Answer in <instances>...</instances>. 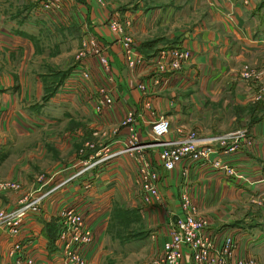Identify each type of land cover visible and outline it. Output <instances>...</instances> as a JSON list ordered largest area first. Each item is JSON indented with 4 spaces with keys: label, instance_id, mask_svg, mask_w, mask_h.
Listing matches in <instances>:
<instances>
[{
    "label": "crops",
    "instance_id": "1",
    "mask_svg": "<svg viewBox=\"0 0 264 264\" xmlns=\"http://www.w3.org/2000/svg\"><path fill=\"white\" fill-rule=\"evenodd\" d=\"M72 1L71 6L74 4L78 10L74 16L79 33L85 30L84 37L93 35L110 60L113 101L99 112L92 108L96 99L93 85L107 83L92 54L84 57L85 62L72 58L70 65L59 66L70 69L86 63L91 80L85 86L60 85L42 98L41 71L31 63L40 60L45 50L46 55L52 54L50 44L52 48L57 45L46 38L40 41L43 33L50 34L56 28L48 17L51 11H37L36 0H0V178L19 175L28 187L27 180H32L31 173L38 166L49 174L44 179L49 178V185L65 178L100 147L116 146L125 137L127 130L119 120L126 108L134 111L139 139L149 135L151 122L160 114L170 119L169 135L173 138L192 130L198 143L206 145L214 134L240 127L246 139L240 140L234 151L218 148L205 159L183 160L166 172L160 169L165 207L138 204L139 196L130 188L133 170L127 156L95 164L85 171L89 186H82L84 179L75 178L44 199L40 212L24 224L21 236L31 239L26 247L49 257L44 224L54 221L61 202L76 201L83 210L92 209L87 213L95 241L86 251V264H102L107 216L119 195L146 220L152 253L158 252L168 234L172 214L181 212L180 193L187 187L207 218L208 227L219 235L231 233L241 253L264 264V0H189L192 6L204 8L205 16L191 26L159 34L167 39L161 41L158 36L159 44L152 50L161 45L185 46L190 56L181 68L158 74L150 63L126 66L122 41L107 22L110 17L117 18L123 34L147 58L151 50L144 52L138 45L156 43L146 35L152 28L151 19L160 17L159 24L164 23L161 5L165 0H154V5L149 6L153 8L146 11L126 10L115 0ZM126 19L128 24L124 23ZM36 41H40L44 52L40 53L39 46L35 50ZM85 47L82 44L81 48ZM154 76H159V83L152 82ZM138 81L145 83L144 89L136 87ZM76 131L82 135L75 140L68 138V132ZM85 139L97 145L78 153ZM38 146L44 149L38 152L41 159L26 162L23 151ZM150 159L155 163L151 152ZM214 161L218 164L214 165ZM226 167L233 168L235 174H228ZM10 201L7 197L0 199L3 205ZM10 241L2 236L0 250ZM103 264L108 263L105 260ZM180 264H192L186 248Z\"/></svg>",
    "mask_w": 264,
    "mask_h": 264
},
{
    "label": "built area",
    "instance_id": "2",
    "mask_svg": "<svg viewBox=\"0 0 264 264\" xmlns=\"http://www.w3.org/2000/svg\"><path fill=\"white\" fill-rule=\"evenodd\" d=\"M242 1L248 3L249 0ZM67 2L71 0H40L39 4L42 9L60 12ZM128 21L126 19L124 23L128 24ZM108 24L122 41V56L129 68L150 63L155 74L170 72L181 68L190 56L191 51L185 46H167L144 58L132 45L131 39L123 34L122 23L117 18L110 17ZM86 40H88L89 53L94 55L101 64L107 81V83L99 82L93 89L96 94L94 109L99 112L112 102L109 85L112 82V74L109 70V59L104 54L102 46L94 43L90 38ZM89 79L90 72L87 65L84 67L80 64L68 75L64 85L81 88V84ZM152 82L159 83V76H154ZM136 87L140 90L144 89L145 83L138 81ZM133 121L134 111L131 108L126 109L120 125L124 126L127 132L116 146L103 145L96 150L91 159L84 161L78 169L65 178L47 187L44 185L36 187L17 200L12 207L0 210V238L7 236L11 240L4 250H0V264L5 262L8 264H86V251L94 240V233L87 222L90 216L86 215L85 210L80 208V204L74 201L61 202L55 210L54 248L46 249L50 253L49 257L47 253L42 256V253L35 249L26 247L31 239L29 236L22 237L21 232L24 224L40 212L44 199L60 189L64 183L71 182L82 175L93 165L119 155L127 156L134 164L133 185L137 188L141 203L145 206L165 207V194L160 186L162 174L160 169L166 172L183 160L205 159L218 148H222L223 152L234 151L238 142L246 139L243 128L215 134L209 138V143L206 145L198 143V138L192 130L183 131L182 137L173 138L169 135L170 119L164 114L156 116L150 124L149 135L139 139ZM150 152L155 158V163L150 159ZM213 164L217 165L218 161H214ZM225 169L228 174H235L233 168ZM6 186L17 185L12 180L0 183V189H6ZM180 208L181 212L173 213L170 218V228L163 242L161 254L149 264H180L185 248L191 254L192 264H259L255 257L239 251L238 241L234 235L231 233L219 235V232H214L208 227L207 218L201 213L187 187L181 190Z\"/></svg>",
    "mask_w": 264,
    "mask_h": 264
},
{
    "label": "rangeland",
    "instance_id": "3",
    "mask_svg": "<svg viewBox=\"0 0 264 264\" xmlns=\"http://www.w3.org/2000/svg\"><path fill=\"white\" fill-rule=\"evenodd\" d=\"M96 1L99 3L101 2V0H96ZM39 2H40V0H36L35 6H36L37 11L42 9L40 7ZM72 2H74V1H72ZM115 2L119 6H124L126 8V10H129V11L130 10H136V9L140 10V11H146L148 8H153V7H149V6L154 5L153 4L154 0H115ZM15 4L17 5V3H15ZM163 5H161V7H162V10H164V12H163L164 14L162 13L163 15H161V16L162 17L164 16V19L162 20V22H164V23L161 25L159 24L160 17H159V19H156V18L151 19L149 21V24H152V25H150V27H152V28L148 31L149 35H146L148 40H150V41L154 40L156 43L155 44H143V46L138 45L139 47H141V49L144 52L154 49V47H156V45L159 44V37H158V36H160L159 34L169 33V31L174 29V28L183 29L185 27L191 26L193 23L200 21L201 17L203 18L205 16V12H204L205 9L202 7L196 8V7L192 6V3L189 2V0H187V1H185V0H165ZM42 10L51 11V12H49L48 17L56 28H54V31L51 32L50 34H47V32L43 33L42 39L40 41L44 42L45 38H46L47 41H49V43H52V44L55 43L57 45H55L52 48V45L50 44V48H51L50 52H52V54L48 53L46 55V50H45V52L43 51V46L40 45V41H38L39 43L36 41L35 50H37L38 49L37 47L39 46L40 47L39 48L40 53L44 52L43 53L44 56H40L41 59L40 60L37 59V62L31 63V67H36L38 69V71H41L40 72V78H41V82H42V93H46V91L49 89V87L51 85H54V83L58 80L60 73L63 70H65L66 68H69V67H67L68 66L67 64L72 62V58H73V60H74V58H78L81 60L83 58L82 61L83 62L86 61V59L84 57H86L88 54L90 55L89 49L87 48V45H88L87 41L89 39L86 40L87 38L92 39L94 41V43H96V44H99V43H98V41H96V38H94L93 35L89 34L88 32H87L88 33L87 36L84 37L85 30L83 31L82 34L79 33L78 23H77L76 18L74 16V13L78 12V10H76L74 8V4H72V6H71V2H67L64 5V8L60 12L57 10H47V9H42ZM165 16H166V18H165ZM107 24H108V22H107ZM108 27H110L109 24H108ZM84 28L86 30L89 28L88 22L86 23ZM71 34L74 37L71 36ZM79 34H80V37L78 38ZM75 36L77 38H75ZM160 37H162L161 41H163L164 39H167V38H165L164 35L160 36ZM56 40H58V41H56ZM83 43L86 46L84 49L81 48ZM164 47H166V46H164ZM164 47H163V45H161V48H164ZM161 48L159 46V48L156 50H159ZM53 52H54V54H53ZM55 52H57V53H55ZM104 54H106L105 51H104ZM72 55H73V57H72ZM35 63H37V65H34ZM39 63H40V65L38 66ZM97 63L101 67V64L98 61H97ZM65 65H67V66L64 68L59 67V66H65ZM82 66L85 67L86 63H82ZM75 67H76V65H75ZM75 67L70 68L68 70L66 75L60 80L59 83H57L55 90L58 88V86L64 85L68 75L75 69ZM109 70H110V60H109ZM89 72H90V70H89ZM110 72H111V70H110ZM90 78H91V75H90ZM89 80H91V79H89ZM89 80L84 81L81 84V88L83 86H85L84 84H87ZM95 85H93V89H94ZM92 106H93L92 108H94V102H93ZM126 109H130V108H126ZM96 112H98V111H96ZM123 115H124V112H123ZM123 115H122V117H123ZM122 117H121V119H122ZM120 120H119V123H120ZM229 130H233V129H229ZM225 131H227V130H225ZM76 132L77 133L68 132V134H67L68 138L75 140L81 134V133L79 134V131H76ZM222 132H224V131H222ZM39 138L41 140H44L43 137H39ZM96 145H97L96 142L85 139L81 143V145L78 147L77 152L81 153L84 151L85 148L91 149V148L95 147ZM29 148H31V147L29 146ZM38 152L43 153L44 152L43 147L38 146L35 149L24 150L23 153L26 156V159H25L26 162H30L32 164L34 162H37L39 159H41L38 156ZM128 159L131 161L132 170L134 172V164L130 158H128ZM35 165H37V164H35ZM38 167H39L38 169H34L33 173H31V175L33 174L32 180H29V178L27 180L28 187H30L29 189H27L28 187L24 186V182L21 179V177H19V175L14 176V177H2V178H0V183L5 182L6 180H12L17 185V186H6L5 187L6 189H0V199L3 197H7L11 200L10 202H8L5 205L0 203V210H6V209L12 207L16 200H19L20 198L24 197V195L29 193L30 190L35 189L36 187L43 186V185H44V187L49 186V182H48L49 178L47 177L48 180H44L46 178V174L47 175H49V174L47 173V171L46 172L42 171V168L40 169V166H38ZM78 168H76V169H78ZM84 175H85V172L82 175L78 176L77 178L84 179V183L82 184V186L87 187L86 185L88 184V186H89L90 181L85 180ZM30 182H31V184H30ZM46 183H47V185H45ZM131 183H132V185L134 184L133 183V175H132ZM51 184H53V182ZM130 188L132 189V191H134V194L136 196H139L137 194L138 192H137L136 186L133 185V187H130ZM137 201L139 202V203L138 202L137 203L140 206H145L141 203L140 199L137 198ZM76 204H80V203L78 202ZM150 206L163 207V206H159V205H150ZM99 209H100V206H99L98 210ZM124 209L126 211L125 220H123L124 224L120 227L116 223V218L115 217L112 218V217L116 213H118L119 210H124ZM88 211L91 212L92 209L89 210V208H86L85 209L86 215H88L87 214ZM113 211L115 212L114 215L112 214ZM201 213H203V212H201ZM107 219L108 220H107V224L105 227L106 233H107L106 234L107 238L104 241V245H103V249L105 252L104 253L105 255L103 258L104 263L106 260V263H108V264H149L154 258L158 257L161 254L163 244H162L161 249L158 252L152 253V241L150 239V235L148 234L149 229L147 227H145V221L146 220H144V218L139 214V212H137L136 207L130 206L125 201V199H122L119 195H117V197L115 198V200L113 202V205L109 208ZM87 222L89 225V218L87 219ZM92 231H93V229H92ZM93 233H94V231H93ZM138 238H141V239H138ZM166 238H167V236H166ZM94 241H95V234H94V240H93L92 244L94 243ZM181 260H182V257H181ZM103 262H102V264H103ZM86 263H87V258H86ZM4 264H8V263L5 262Z\"/></svg>",
    "mask_w": 264,
    "mask_h": 264
},
{
    "label": "trees",
    "instance_id": "4",
    "mask_svg": "<svg viewBox=\"0 0 264 264\" xmlns=\"http://www.w3.org/2000/svg\"><path fill=\"white\" fill-rule=\"evenodd\" d=\"M143 44H145V43H143ZM139 49L142 50L141 47H139ZM155 50H151V53H153ZM68 70L69 69L66 68L65 70H63L60 73V76H59L58 80L56 81V83H54V85H51L49 87V89L46 91V93H44L42 95V98H45L49 93H52L54 91L57 83H59L60 80L66 75V73L68 72ZM114 213L115 212L113 211L112 214L114 215ZM125 215H126L125 209L124 210H119V212L116 213L112 218L115 217L116 218V223L121 227L124 224V221L123 220H125ZM43 235L46 237V246H47V248L49 250H52L54 248L53 241H54V238H55V223H54L53 220H49L48 222H46L44 224Z\"/></svg>",
    "mask_w": 264,
    "mask_h": 264
}]
</instances>
